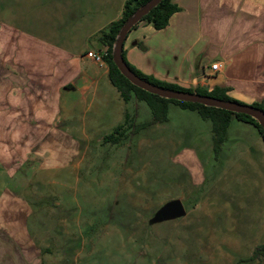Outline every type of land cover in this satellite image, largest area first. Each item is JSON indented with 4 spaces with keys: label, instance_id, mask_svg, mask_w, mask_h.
I'll return each mask as SVG.
<instances>
[{
    "label": "rangeland",
    "instance_id": "rangeland-1",
    "mask_svg": "<svg viewBox=\"0 0 264 264\" xmlns=\"http://www.w3.org/2000/svg\"><path fill=\"white\" fill-rule=\"evenodd\" d=\"M127 109L134 124L151 120L143 101ZM4 116L0 106V124ZM111 127L104 118L93 129L81 124L74 139H18L9 147H21L22 158L0 161V199L10 190L30 203L27 228L43 264H254L245 240L256 236L264 218L248 206L259 203L263 177L235 163L242 162L241 150L256 149L257 131L232 119L216 153L210 120L175 103L168 104L165 121L129 130L120 144L103 141ZM172 199H181L187 212L158 220ZM223 226L232 235L220 231ZM15 252L1 242L0 264H19Z\"/></svg>",
    "mask_w": 264,
    "mask_h": 264
},
{
    "label": "crops",
    "instance_id": "crops-1",
    "mask_svg": "<svg viewBox=\"0 0 264 264\" xmlns=\"http://www.w3.org/2000/svg\"><path fill=\"white\" fill-rule=\"evenodd\" d=\"M124 2L0 0V106L8 113L0 124L2 163L15 154L22 158L21 147H9L18 139L53 135L74 139L81 136L75 131L81 124L93 129L106 118L114 129L124 121L126 112L131 116L127 105L134 101H123L108 78L107 63L99 64L86 56L89 50L98 51L89 38L121 16ZM172 2L179 10L170 16L166 27L156 30L141 23L128 31L122 49L127 62L166 83L208 91L226 87L227 94L238 102L264 103V0ZM213 62H220L221 67L212 70ZM74 113L82 114L81 119L74 118ZM236 120L257 131L253 136L256 149L241 150L242 162L235 166L240 170L251 166L263 177V188L256 194L259 203L254 201L255 207L248 206V210L264 218V140L254 125ZM61 125H65L64 131ZM228 174L232 176L231 169ZM5 193L6 199H0L1 242L6 248L13 245L20 263L43 264L42 249L33 244L27 228L30 203L10 190ZM15 211H19L17 215ZM15 221L20 222L17 230L12 227ZM223 227L220 231L232 235V230ZM228 237L226 240L233 241L234 236ZM261 239L264 224L255 237L245 240L249 255L264 244ZM243 245L239 244L237 251ZM251 261L263 263L261 259Z\"/></svg>",
    "mask_w": 264,
    "mask_h": 264
},
{
    "label": "trees",
    "instance_id": "trees-1",
    "mask_svg": "<svg viewBox=\"0 0 264 264\" xmlns=\"http://www.w3.org/2000/svg\"><path fill=\"white\" fill-rule=\"evenodd\" d=\"M148 0H125L121 16L109 23L105 28L94 34L89 38L90 43L97 47L98 51L103 53V59L108 65V78L111 84L117 89L124 102L130 101H143L149 108L151 113V120L134 124L133 116L125 113L124 121L116 126L112 132L103 136L104 142H110L112 144H120L128 138V131L132 133L139 132L144 127L151 123L163 122L167 119V109L169 103H175L182 109H189L195 111L201 118L208 119L211 122V128L213 132V150L217 153L225 138L227 127L232 117L254 125L262 139L264 140V129L253 117L243 114L235 113L229 110L206 106L200 103L185 102L175 99L163 98L158 95L149 93L135 85H133L128 79H126L116 65L112 61L113 45L117 39V35L125 24V22L142 6L146 4ZM179 10V7L172 2V0H161L155 7H153L147 14H145L139 22L134 24L131 29L135 28L138 24L145 23L151 24L156 30L166 27L170 16ZM95 42V45H94ZM122 56L126 64L130 69L140 78L163 88L180 90L187 92H194L201 95H207L222 100H234L228 94V88L226 87H214L208 91L204 88H183L174 84L166 83L157 80L151 76L145 75L135 67L130 65L125 59L124 52ZM254 108L264 110L263 102H254L251 104ZM259 258L264 264V244L258 245L249 260Z\"/></svg>",
    "mask_w": 264,
    "mask_h": 264
},
{
    "label": "water",
    "instance_id": "water-1",
    "mask_svg": "<svg viewBox=\"0 0 264 264\" xmlns=\"http://www.w3.org/2000/svg\"><path fill=\"white\" fill-rule=\"evenodd\" d=\"M161 0H148L144 6L135 11V13L125 22L120 29L117 39L113 45L112 61L120 73L128 79L133 85L163 98L175 99L185 102L200 103L206 106H213L235 113L247 114L258 121L264 129V110L254 108L252 105L244 104L236 100H222L207 95H201L194 92L172 90L154 85L139 76H137L126 64L122 56L123 42L131 27L139 22L141 18L155 7ZM185 213V206L181 199H172L166 202L157 212L158 220H170L176 216Z\"/></svg>",
    "mask_w": 264,
    "mask_h": 264
},
{
    "label": "built area",
    "instance_id": "built-area-1",
    "mask_svg": "<svg viewBox=\"0 0 264 264\" xmlns=\"http://www.w3.org/2000/svg\"><path fill=\"white\" fill-rule=\"evenodd\" d=\"M86 56L93 59L95 62L99 63V64H103L104 63V59H103V53L100 51H95V50H89L86 53ZM221 67L220 62H213L210 65V68L212 70H218Z\"/></svg>",
    "mask_w": 264,
    "mask_h": 264
}]
</instances>
